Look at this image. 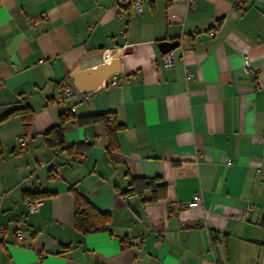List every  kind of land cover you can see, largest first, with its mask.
Returning <instances> with one entry per match:
<instances>
[{
    "label": "crops",
    "instance_id": "crops-1",
    "mask_svg": "<svg viewBox=\"0 0 264 264\" xmlns=\"http://www.w3.org/2000/svg\"><path fill=\"white\" fill-rule=\"evenodd\" d=\"M233 1L119 16L118 0H0V264H264V0ZM176 40L165 67L161 43ZM107 48L123 81L79 91L75 76ZM60 81L78 91L64 146L88 145L81 158L44 140ZM23 105L27 134L20 116L1 120ZM101 112L124 124L117 150L102 124L76 121ZM131 176L161 178L166 196L122 195ZM72 187L110 214L107 231L76 229ZM26 192L49 194L30 213Z\"/></svg>",
    "mask_w": 264,
    "mask_h": 264
},
{
    "label": "trees",
    "instance_id": "trees-1",
    "mask_svg": "<svg viewBox=\"0 0 264 264\" xmlns=\"http://www.w3.org/2000/svg\"><path fill=\"white\" fill-rule=\"evenodd\" d=\"M34 115V111L28 105L17 106L11 108L2 118L4 120L11 116H20L24 122V133L27 134L30 129V124ZM72 118L71 113L61 112L59 122L50 127L44 134L45 143L56 150H67L68 154L77 151L79 148L84 147L85 150L81 151L77 157H82L87 154L89 150L88 145L77 143L69 147L64 146V135L67 129V121ZM79 125H94L102 124L104 126L109 151L117 150L119 148L116 133L124 127V124L118 121L115 112H101L89 115L76 117ZM3 155V147L0 143V156ZM75 199L74 210V224L76 229L82 234H89L92 232L107 231V223L110 220L108 212H102L97 209L83 194L79 193L73 187L70 188ZM151 190L152 196L150 199L144 201L156 202L166 196L167 184L159 177H141L131 176L129 178L128 187L120 193L122 195H137L143 196L145 191ZM47 192H26L25 197L43 198L48 195ZM261 225L264 227V212L261 220ZM125 242L126 240H122ZM126 244V243H125Z\"/></svg>",
    "mask_w": 264,
    "mask_h": 264
},
{
    "label": "built area",
    "instance_id": "built-area-1",
    "mask_svg": "<svg viewBox=\"0 0 264 264\" xmlns=\"http://www.w3.org/2000/svg\"><path fill=\"white\" fill-rule=\"evenodd\" d=\"M154 0H118V14L119 16H123L125 12V8H133L134 10L138 12H142L144 10V7L146 4H149L153 2ZM189 6L193 7L194 6V0H186ZM245 4V0H234L233 1V6L238 7V8H243ZM92 27V26H90ZM126 28H123L120 33L119 37H123L125 34ZM104 57L105 60H110L112 57V49H104ZM177 60V55L175 54L174 51H168L165 52L164 54L161 55L159 58V63L165 67L172 66ZM251 63L249 56L245 55L244 56V64L243 68L245 72H247L248 68H250ZM185 71L187 74L189 73V68L186 67ZM123 76L117 72L113 73L109 76H107L102 83V86H116L119 85L123 81ZM259 86H257L258 88ZM78 91L77 89L73 88L71 85H69L66 81H60L57 86V97L56 101L57 103L61 106V112L64 113H71L73 112L74 108L73 105H67L68 102L73 101L77 99ZM82 99H87V95L83 94ZM22 141L25 142L24 138H22ZM231 160L227 159V164H230ZM54 167V166H53ZM56 168V167H54ZM43 203L42 198H33V197H26L24 199V204L28 212L30 213H35L39 210ZM250 204L246 206L245 209V215L248 214L250 210ZM16 234L18 236H22L23 232L21 230H17Z\"/></svg>",
    "mask_w": 264,
    "mask_h": 264
},
{
    "label": "water",
    "instance_id": "water-1",
    "mask_svg": "<svg viewBox=\"0 0 264 264\" xmlns=\"http://www.w3.org/2000/svg\"><path fill=\"white\" fill-rule=\"evenodd\" d=\"M179 41L162 42V51L167 52L176 48ZM119 59L116 57L111 58L109 61L104 62L94 68L83 70L75 76V85L81 92H86L97 87L102 86L103 80L113 74L119 72Z\"/></svg>",
    "mask_w": 264,
    "mask_h": 264
}]
</instances>
